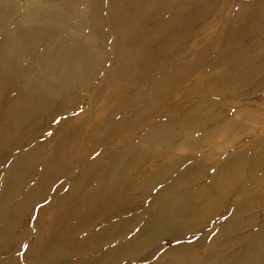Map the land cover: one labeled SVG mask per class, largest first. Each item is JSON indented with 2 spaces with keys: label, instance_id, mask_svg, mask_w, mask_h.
I'll list each match as a JSON object with an SVG mask.
<instances>
[{
  "label": "bare ground",
  "instance_id": "6f19581e",
  "mask_svg": "<svg viewBox=\"0 0 264 264\" xmlns=\"http://www.w3.org/2000/svg\"><path fill=\"white\" fill-rule=\"evenodd\" d=\"M235 4L26 0L23 7H13L11 0H0V220L14 196L39 172L37 184L18 205L21 216L35 202L51 203L61 196L62 210L71 199L49 232L48 252L41 260L33 255L29 264H57L74 256H85V261L72 264H90L98 250L103 253L92 264L143 263L151 243L202 232L225 207L227 216L216 235L209 229L206 245H181L152 264L264 261V179L253 177L254 171L264 170V101L238 108L232 117L237 129L225 133L217 125L226 121L227 108L263 90L264 56L263 62L258 60L264 55V0L237 7L230 34L214 47L215 57L213 48L199 39L207 29L198 34L208 14L222 18ZM17 14L19 21L12 23ZM75 18L78 22L71 25ZM104 21L108 35L102 31ZM101 72L104 79L92 88L86 114H74L80 100L77 88L90 86ZM16 86L19 91L5 105V95ZM58 117H63L59 125L49 127ZM254 125L262 129L258 139L244 143V151L236 149ZM49 130L52 134L40 137ZM89 142L92 146L86 147ZM206 145L208 150L200 152ZM25 147L30 149L23 151ZM200 154L216 164L205 184L204 165L186 166ZM3 155L12 156L5 162ZM88 157L93 160L82 166ZM74 170L81 174L67 187L74 175L65 182L61 178ZM246 171L253 177L249 187L241 178ZM58 180L59 189L48 199V188ZM194 187L198 189L189 190ZM81 199L86 205L82 211ZM47 214V208L32 214L36 233L32 231L33 244L27 250L39 249L44 228L51 224ZM249 232L253 234L246 241ZM80 234L82 239L66 251L67 242ZM9 236L10 227L0 231V253L9 249L3 242Z\"/></svg>",
  "mask_w": 264,
  "mask_h": 264
},
{
  "label": "rangeland",
  "instance_id": "374dc122",
  "mask_svg": "<svg viewBox=\"0 0 264 264\" xmlns=\"http://www.w3.org/2000/svg\"><path fill=\"white\" fill-rule=\"evenodd\" d=\"M25 1L26 0H11V5L13 7L18 6V5H20V7H23V5L25 4ZM35 1L38 2V1H42V0H35ZM228 1H234V2H236V4H235L236 6L232 9V11H229V10L226 11V13L223 15L224 18L223 17L222 18H218L219 17V14L218 13H216V16L215 15L212 16V15H209L208 14L207 15L208 23H206V25H203L199 29V31H198V34H199L200 32H203L205 29H207L206 35L205 36L204 35L201 36V38H199V36H198V38L201 41H203V43H207V45H205V47L208 48V47L211 46V48H213V49H211V52H212L211 55H212V57H215V54H217V49H214V47L217 46V43L219 41H221V39L226 34L227 35L230 34V32H228L227 30H229L230 24L232 23V21L234 20V18L236 16V11L238 10L237 7L240 6L241 4L245 3V2L253 1V0H228ZM202 8H204V7H202ZM20 17H21V15L20 14H17L13 18L12 23H17L19 21ZM76 18L72 21L71 25L76 24L78 22V19H76ZM10 25H12V24L10 23ZM102 31H103V33L105 35H108L109 34L108 25H107L106 21H104V25H103V30ZM60 35H62V34H60ZM0 39H1V36H0ZM106 43H107V41H106ZM223 45H224V43H223ZM199 46L202 47L201 44ZM107 52H108V50L106 49V54H107ZM263 56L264 55L262 54L261 55V58H259V60H258L259 62H263ZM212 62H213V59L211 58L210 61H208V63H207L206 69H207V67L210 68V65L212 64ZM107 64H108V66L107 67L105 66L106 69L109 68L110 62H108ZM104 72H105V70H104ZM104 72H101V74H99L97 76V79L95 78L96 80H92V82L90 81V83H91V84L89 83L90 86H88V83H87L85 87L77 88L78 96H80V100H77L76 103H75V109H76V111L74 112V114L77 113V114H80L81 116H84L86 114L87 107H88V104H89V101H90L88 99H89V97L91 95H93V92H92L93 89L94 88L97 89L99 83H101L103 81V79H104L103 73ZM153 79H155V78H153ZM194 79L197 80V77H194ZM18 89L19 88L17 86H16L15 89L14 88H11L10 89V94L5 95V97H4V102H5L4 104L5 105L7 103H9V102H12L13 98L16 96L15 94H17V92L19 91ZM104 97H108V96L107 95H104ZM260 98H262V101H264V85H263L262 92H258L256 94H254V96H252L250 99H246V100L241 101L240 102L241 105L237 104L235 106H230L229 108H227V110H226V112H227V119H226V121L224 123L217 124L218 127L219 128L221 127L222 129H224L225 130V133L227 131H230V130H233V129H237L238 127H240L235 122V120L232 118V117L235 116V113L240 110V109L238 110V108L239 107H244V106L250 107L254 103H256V101L258 103V100ZM184 100H185V98H184ZM198 100H199V98H197L195 102H197ZM263 104H264V102H263ZM0 109H2V107H0ZM108 112L109 111H105L104 112L105 117L108 116ZM214 113L219 114L220 112L214 111ZM71 114H73V112H71ZM160 114L161 113L158 112L157 115H160ZM117 116L114 117L113 119L116 120L117 119ZM75 117H78V116H75ZM62 119H63V117H58L55 120L50 121L48 123L49 127L50 126L52 127V125H54L55 127L58 126L59 123H60V121ZM90 121H91V118H90L89 122ZM143 126H145V125L142 124V125H140L139 127H136V128L138 129V128L143 127ZM55 127H52V128L54 129ZM258 127L259 126H255L254 125L253 126L254 129L250 132V135L245 138V141L239 142V144H237V146H236L237 147L236 149H240L241 151H244V149L246 147L244 145V143L246 144L247 141H253L254 139H258V136H259L258 134H260L262 132V129L261 128H258ZM212 129L213 128L208 129V131L211 132ZM67 130H69V129H67ZM215 131L217 132V129ZM52 132H53L52 130H49L48 132H41L40 137L42 136V138H43L44 137L43 135H46L48 133L52 134ZM201 133H203V132H201ZM45 138L46 137H44V139ZM220 141H222V140H220ZM93 142H89L86 145V147H91L92 144H93ZM178 142H179V140H178ZM132 143L133 144L134 143L136 144L137 142L135 140V141H132ZM211 143L212 142H210L209 146L211 145ZM220 143L221 142H219V149H220V146L222 144V143L221 144ZM226 145L228 147H230V145L228 143H226ZM31 146H33V144ZM46 146H50V141L49 140L47 141ZM209 146L206 145V147H204L203 149H201L200 152H206L208 150V147ZM99 148H104V147H102V144H99ZM29 149H30L29 147H25L23 149V151H26V150H29ZM121 149H123V148H121ZM101 150L102 149H100L99 152H96L93 157H96L98 154H100L101 153L100 152ZM260 151L261 150H259V153H260ZM11 156L12 155H7V156L3 155L5 162H7L11 158ZM204 156H205V154H200L199 156H197L195 158L197 160L190 159L191 161H189L186 164L187 167H189L191 164L196 165V162H198V164H201L202 166L204 165V169L207 172L204 174L203 184L207 183L209 181V179H211L210 178L211 177L210 175H211L212 171L214 170V169H212V167L216 165L215 163H213V161L206 162L205 159L203 158ZM222 157L223 156L219 155L218 158L219 159H222ZM0 160H2V159L0 158ZM46 160H49V159H46ZM92 160H93L92 157H88L87 159H83L82 160V166H86ZM249 160H250V158L249 157L248 158L246 157V161H249ZM43 164H44V161L40 164V166H42ZM215 169H216V166H215ZM253 173H254L253 177H256L257 179H261V180L264 179V170H263V172H260V171H257L256 170ZM66 174L67 175L64 174V176H62L61 179H64V180H61L60 179L61 181H64L65 182L66 176H68L70 174H73L74 175L73 177H71L69 179L68 184H67V187H68L69 184H70V181L73 178L77 177L79 174H81V172H80V170H74L73 173H71V171H70L69 173H66ZM253 177H251V175L247 171L244 172L243 175H242V177H241L242 178V183L245 182V185H247L248 187L249 186H252V184H251L252 183L251 178H253ZM39 178H40V172L37 173L36 175H33L32 180L29 183L26 184L27 186L25 185L24 188L21 189L14 196V198L8 204V206H7L8 208L3 213L4 214V218L0 220V231L2 229L6 228V227H10V236H9V238L7 240H4L3 241L4 243H7L8 244L9 249H6V251L3 250L2 253H0V264H29V261H30V259H31V257L33 255L37 258V260H41L43 254H45L46 252H48L47 251V242H48L47 239L49 237V232L54 227V223H55L56 219L57 218H61L63 216V214H64V210H66V208L68 209L69 206H70V204H71L70 203V200L71 199L65 201L64 204H63V207L64 208L61 210L58 207V205L61 203V201H60L61 200L60 199L61 196H57L56 198L53 199V201L51 203L50 202H48L46 204H45V202H43V204H39L37 202L33 203L31 205L28 213L26 215L21 216V214H19V206L18 205L25 199V197L34 188V186L37 184ZM138 183H140V182H138ZM59 184H60V181L58 180L55 184L51 185L48 188L47 193H46V197H48V199H50L49 197L52 194H54L52 192H56V190L59 189V187H60ZM198 187L189 188V190L193 192V191H195V189H198ZM257 187L259 189V186H257ZM257 187H256V189H257ZM1 191H2V189L0 187V194H1ZM44 198H45V196H44ZM80 204L82 206L80 208V210L82 211L83 208H86V205L84 204L83 200L80 202ZM42 208H47L48 209L47 218H49V221L51 222V224L49 225V227L44 228V230H45L44 232L45 233L43 234L41 240L38 243V248L39 249H37V252L36 251L33 252V249L34 248L33 249L30 248V249L27 250V247H28L27 245H30L31 246L33 244V239H34L33 238V235L34 234H33L32 231L35 232V230H36L35 221H33V219H32L31 216H32L33 213L39 212L40 209H42ZM225 209H226V211H224L223 213H221L219 216H216L215 218H213V220L207 222L208 223L207 224V228L204 231L198 232V233L197 232L192 233L189 236L185 237L184 239L170 240L168 238H163V239H159L156 243L153 242V245H152V243H151V245L150 244H147V245H150V246L146 247V254H147V256L143 258L144 262L143 263H139V262L129 261V263H127V264H152L157 259H159L160 256L166 255L169 252H175L176 248H178L181 245H185L187 243L198 242L201 247L203 245H206L210 241V238H211V236L210 237L207 236L210 233L209 232V229H213L216 232L215 233V235H216L217 234V231H218L217 230V227H219V223L223 219H225V217L227 216L226 213H227V210L228 209L226 207H225ZM235 214L237 215L238 214V211H236ZM14 218H15L16 222H15V224H12V221H13ZM79 221H80L79 218L77 220L75 219L72 222V224L73 225H76V224H78ZM261 226H262V223L260 222L257 227L258 228H261ZM23 230H25L26 232H24ZM249 234H250V232H249ZM249 234H248L249 238L246 241H248L250 239V237L252 236L253 233H251L250 235ZM81 235L82 234L74 237L72 240L70 239V241L67 242V246L65 247V250L66 251H71L72 247L74 245H76L79 240L82 239L81 238ZM211 235H212V232H211ZM234 238L235 237H233V239ZM246 241H245V243H246ZM19 245H22L21 246L22 247V251L16 252L15 247L16 246L18 247ZM200 246L196 250H198L199 248H201ZM102 253H103V251H101V250L96 251V254L97 255L95 253L93 254L94 257H95L94 259H96L100 255H102ZM230 254L232 256L234 254V251H233V254H232V252ZM84 257L85 256H74V257H72L70 259L69 258H66V259H63V260L58 261L57 264H72V263H76L78 261H85V258ZM21 258H23V259H21ZM94 259L89 260V263L92 264L94 262ZM199 261H197V262H199ZM259 264H264V261H262Z\"/></svg>",
  "mask_w": 264,
  "mask_h": 264
}]
</instances>
